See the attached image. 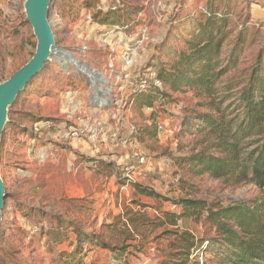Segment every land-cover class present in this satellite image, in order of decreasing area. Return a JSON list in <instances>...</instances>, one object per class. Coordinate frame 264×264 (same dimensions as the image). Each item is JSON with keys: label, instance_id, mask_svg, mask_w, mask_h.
Returning a JSON list of instances; mask_svg holds the SVG:
<instances>
[{"label": "rangeland", "instance_id": "obj_1", "mask_svg": "<svg viewBox=\"0 0 264 264\" xmlns=\"http://www.w3.org/2000/svg\"><path fill=\"white\" fill-rule=\"evenodd\" d=\"M23 1L0 0V83L24 64L35 49L36 39L32 27L25 18ZM111 1L113 0H107V2ZM158 1L160 5L155 8ZM120 2L122 9L117 13L119 16L117 21L123 19L135 20L138 24L144 23L148 26L149 35L160 41L166 38L173 25L182 22L188 12L189 14L191 12L193 18H198L202 15L201 7L205 5L220 11L226 10L229 16L220 49L219 66H228L227 60L232 49L238 42L240 47L238 59L227 67L216 85L218 89L216 98L217 100L225 98L221 108H226L230 116L236 114L240 118L243 116L241 91L246 86L252 71L264 67V0H151L149 2L120 0ZM100 3L101 0H51L47 17L54 33L55 43L64 48L71 47L73 43L86 45V54L82 56L88 61L90 59L102 63L107 52L98 47L96 29L91 28L92 24H89V16L92 22H98V17L95 18L94 14L105 12L97 9ZM74 24L82 26L77 34L70 32ZM181 29L184 27L175 30L176 33L169 36L162 52L148 54V56L157 55H154L153 59L155 66L166 61L168 52L184 47L181 43L183 37L180 34ZM60 38L65 39L63 43L59 42ZM66 43L69 44L61 45ZM148 56L142 57L135 66L139 67L141 61H147ZM74 82L78 81L72 76L63 74L56 59L50 57L8 107L0 138V177L5 193L0 220V264H57L54 261L56 254L52 257L45 254L41 248L45 247V252L48 248L52 249L53 244H49L48 239L53 240L55 234L57 236L61 234L59 229L61 225L63 230L67 229L70 226L69 220L62 217L60 219L58 216V208L61 204H56L55 200L50 199L51 190L46 188L49 179L43 174V165L31 160V140L36 139L37 135H33L29 128L41 119L52 117L56 107L57 91L64 86H73ZM163 91L168 95L164 96V102L157 106L155 114L144 112L136 105L134 109L131 108L129 117V121L138 129L137 150L145 156L147 166L150 163L153 165L152 172L147 173L143 178L135 177L130 173L134 181H126L127 177L124 174L132 171L129 169L130 165L119 167L114 160L110 163L112 175L105 173L106 175L89 177L91 184L89 217L88 219L81 217L77 225L81 227L80 222H85L86 232L95 233L107 242L110 246L107 252L111 253L113 260L100 247V253L90 258L91 260L90 255H87L90 260L85 259L87 264H156L172 249L173 237L163 235L161 233L163 228L190 232L194 238L203 240L205 244L209 238L214 237L212 228L203 218L180 217L176 227L158 226L160 220L165 221L163 212L168 211L167 207L172 203L167 201L168 203L164 204L161 202L163 200L153 199L154 197L149 199L147 198L149 196L144 194L138 196L136 193L140 192L132 187L133 183L142 186L152 185L159 192L173 199H203L208 204L217 206L238 202L251 203L264 197V188L259 189L253 182L235 183L232 179H214L206 174L198 175L192 172L184 161L185 158L213 141L212 136L196 131V120H198L196 114L212 111L203 105L207 101L206 98L199 96L192 89L173 92L164 87ZM127 96L128 90L125 88L121 97L128 100ZM114 111L111 109L107 112L109 114ZM109 121L111 127L119 129L121 136L126 134L123 121L116 122L115 119L108 118ZM158 122L165 126V131L160 134L156 129ZM262 126L260 133L250 135L244 142L246 144L244 152L254 150L264 143V122ZM89 143L98 146L102 155L106 154L103 151L104 141L89 140ZM116 149L123 150L126 147L116 146ZM107 154L109 156L111 153ZM167 159L170 160V164L167 166L169 171L164 181L161 176L165 171L161 168ZM110 177L112 188L108 187ZM175 179L177 181H174ZM102 185L107 197L102 196L101 202H97L92 196V189L101 188ZM121 186L124 188H120ZM152 186L145 185L148 189H152ZM110 195L115 199L116 204L120 203V206L116 205L114 211L110 209L109 204H106ZM126 203L132 204L134 208L138 206L140 211H133ZM70 206L64 207L68 209ZM101 206L103 210L99 214ZM175 206L180 213L181 207ZM106 210L107 215L104 216ZM138 212L139 214L144 212L153 223L142 225V221L139 220L137 228L133 229L128 217ZM66 223L67 226L64 227ZM44 235L48 237L45 241L42 239ZM28 236L30 239H27ZM196 248L191 250L190 260L195 259L207 264L209 257H203Z\"/></svg>", "mask_w": 264, "mask_h": 264}, {"label": "trees", "instance_id": "obj_2", "mask_svg": "<svg viewBox=\"0 0 264 264\" xmlns=\"http://www.w3.org/2000/svg\"><path fill=\"white\" fill-rule=\"evenodd\" d=\"M51 2V0H50ZM209 15L193 18L191 12L186 14L182 22L172 26L166 38L157 43L156 52H162L169 36L176 33L179 28L181 43L184 47L177 48L166 55V61L156 66L153 59L157 55L147 57L143 68L150 66L158 71L164 87L169 91L194 90L199 96L206 98L204 106L211 113L196 114V131L213 137V141L200 150L185 158V162L195 174H206L214 179H232L235 183L243 181L253 182L259 189L264 188V143L254 150L244 152V142L255 133L262 131L264 122V67L252 71L250 78L241 91L242 114L230 116L226 108L221 106L225 101L217 100V83L225 70L238 59L239 42L232 49L227 63L228 66H219V55L225 38V27L228 23L229 13L208 7ZM99 23H114L119 16L115 11L97 12ZM185 19V20H184ZM202 19V20H199ZM187 23H186V22ZM185 23V25H182ZM185 36V37H184ZM45 65V63H44ZM261 69V70H260ZM19 94V93H18ZM17 94V96H18ZM167 96L164 91L150 89L136 91L132 94V109L136 105L143 109L152 105L157 95ZM155 135V132L152 134ZM139 140V134L135 136ZM107 165H111L108 163ZM132 187L141 194L170 201L173 205L181 207V212H163L165 221L157 224L176 227L180 217L203 218L214 232L206 244L203 240L194 238L187 231L163 228L161 233L173 237L172 249L165 258L156 264H206L198 260H190L191 250L196 248L203 257H209V264H264V197L251 203L238 202L227 206L208 204L203 199L178 198L173 199L164 194L157 193L140 184L133 183ZM149 217L139 212L128 217L133 229L138 226L152 224ZM62 222H60L61 225ZM70 225V224H69ZM76 237L70 250L56 253L54 261L57 264H80L85 258L87 247H102L110 249L107 242L92 232L75 229ZM57 236V234H55ZM59 237V235H58ZM57 237V238H58ZM48 251L55 254L53 248Z\"/></svg>", "mask_w": 264, "mask_h": 264}, {"label": "built area", "instance_id": "obj_3", "mask_svg": "<svg viewBox=\"0 0 264 264\" xmlns=\"http://www.w3.org/2000/svg\"><path fill=\"white\" fill-rule=\"evenodd\" d=\"M145 1L149 2L151 0ZM159 5L160 2H156L155 8H158ZM121 7L120 0L111 2L101 0L97 9L118 13L121 11ZM201 14L204 17L208 16L209 9L201 7ZM89 24H92L91 28L96 29L98 47L107 52L102 63L90 59L89 61L86 60L82 55L86 54L87 46L78 45L77 43H73L69 48L60 47L55 43V51L50 54L49 59L54 57L59 65V70L63 74L72 76L83 83L86 88V101L89 106L107 111L115 110L114 113L110 114L116 122H124L126 134L121 136L119 129L109 127L106 121L78 119L77 124L70 125L67 128L66 136L78 142L83 139L92 142L112 140L115 147H126L129 151H132L130 157L136 162L137 169L133 172H125L124 176L127 177L126 181H134L130 173L135 177H141L145 172L146 158L142 152L137 150L138 142L135 136L138 134V129L134 123L129 121L133 104L131 96L136 91L150 89L163 91L164 89V84L154 67L147 66L143 68L145 61H141L139 67L135 65L142 57L146 58L149 53H155L156 49L153 51V47L160 40L153 39L149 35L146 24H138L135 20L124 21L120 19L114 23H99L92 22L89 16ZM125 88L128 90V100L121 97V93ZM163 102L164 97L159 94L152 105L143 107V111L155 114L157 106ZM40 128V126L34 124L30 131L36 134L40 131ZM156 129L157 133L160 134L165 131V126L163 123L158 122ZM119 136L120 138H118ZM169 164L170 160L167 159L163 165L167 167ZM174 181H177V179ZM110 259L113 260L111 257ZM80 264H87L85 258Z\"/></svg>", "mask_w": 264, "mask_h": 264}, {"label": "crops", "instance_id": "obj_4", "mask_svg": "<svg viewBox=\"0 0 264 264\" xmlns=\"http://www.w3.org/2000/svg\"><path fill=\"white\" fill-rule=\"evenodd\" d=\"M72 27V31L70 32L73 34L74 32L77 34L82 28V26L80 27L76 24H74ZM64 40L60 38L59 42L63 43ZM68 44L69 43L61 45L65 46ZM73 84V86H68L69 88L64 86L62 89L57 91L56 107L54 113L51 115V118L41 119L32 124V127L35 124L41 128L37 134H33L37 135L36 139L33 138L31 140V160H36L39 165H43V174L49 179L46 188L51 190L50 199L53 201L55 200L56 204H61V207L58 208V216L60 219L65 218L66 220H69L68 225L70 224V226L64 230L62 229V225L59 227L61 230L59 237L56 236L53 238V240H51V238L48 239V243L53 244L52 248L55 250V254L63 250H70L73 247L76 237L75 229L86 232L85 229H87V225L85 222H80L81 227L77 225V222L80 221L79 219L81 217H85L86 219L89 217V187L91 188L89 177L91 175L100 176L102 174L104 175L105 173H107V175H112L111 165L107 164L113 162L114 160H116V165L119 167H123L126 164L130 165L129 169L132 170L131 172L137 169L136 162L130 157V153H132V151H129L127 148L123 150L116 149L115 145L112 143V140L104 141L103 151L106 152V154L102 155L99 151L100 148L89 143L88 139H83L78 142L71 140L66 136L67 128L70 125L77 124L78 119H91L106 122H108V118L114 119L110 113L108 114L107 110H101L89 106L86 101V88L83 83L78 81L74 82ZM75 88H78V90ZM108 123V125L111 126L110 121ZM31 128H29V130ZM115 152L118 155H114ZM107 153L111 154L107 156ZM28 154L30 155V153ZM144 169L145 172L140 178L145 177L147 173H151L154 167L150 163L148 166L146 164ZM161 169L165 171V174L161 176L165 181V178L168 176L167 171H169V169L168 167L164 168V165ZM78 173L81 175H78ZM110 181L111 177L109 178L108 187L112 188ZM145 185L150 187L152 186L149 184H144V186ZM152 187L154 188H152V190L157 193H161L159 190L155 189L154 186ZM103 188L104 185H102L101 188L94 187L92 189V196L97 202H101L102 196L105 198L107 197V192L105 189L102 190ZM120 188L124 187L121 186ZM136 194L138 196H144L140 193ZM164 195L167 194L164 193ZM147 198L150 199L152 197L149 196ZM153 199L156 198L154 197ZM161 202L164 204L168 203L167 201ZM70 203H72V206H70ZM106 204H109L110 209H113V211L116 209V205L120 206L119 202L116 204L115 199L112 198V195L109 196ZM126 204L132 207V204ZM65 205H69L70 208L67 209L64 207ZM78 205L82 206L83 208H79ZM137 207H132V210H139V207L138 209ZM99 210V214L102 213L103 207L101 206ZM167 210L174 211L176 213L179 212L178 208L173 204L168 205ZM103 215H107V210ZM63 226L66 227L67 223ZM29 237L30 236H28L27 239H30ZM47 238L48 237L44 235L42 239L45 241ZM41 249L45 254H48L52 257L55 255L51 253V251H48V249L45 252V247H42ZM99 250V246L91 248L87 247L85 259H88L87 255H90L89 259L94 258L98 253H100L101 250L104 251V253H107L109 258L111 257V253L107 252V249L102 248L100 251ZM89 259L88 261L91 260Z\"/></svg>", "mask_w": 264, "mask_h": 264}, {"label": "water", "instance_id": "obj_5", "mask_svg": "<svg viewBox=\"0 0 264 264\" xmlns=\"http://www.w3.org/2000/svg\"><path fill=\"white\" fill-rule=\"evenodd\" d=\"M50 0H24L25 18L32 27L36 45L32 56L9 78L0 83V138L6 122L8 107L27 83L38 74L55 47V37L47 14ZM4 185L0 177V220L4 205Z\"/></svg>", "mask_w": 264, "mask_h": 264}, {"label": "bare ground", "instance_id": "obj_6", "mask_svg": "<svg viewBox=\"0 0 264 264\" xmlns=\"http://www.w3.org/2000/svg\"><path fill=\"white\" fill-rule=\"evenodd\" d=\"M54 51H55V50H54V48H53V50H52L51 54H52Z\"/></svg>", "mask_w": 264, "mask_h": 264}]
</instances>
